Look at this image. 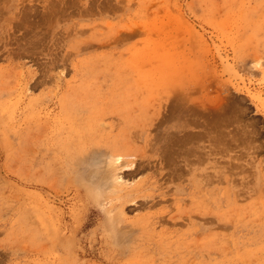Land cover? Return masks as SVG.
<instances>
[{"label":"rangeland","instance_id":"rangeland-1","mask_svg":"<svg viewBox=\"0 0 264 264\" xmlns=\"http://www.w3.org/2000/svg\"><path fill=\"white\" fill-rule=\"evenodd\" d=\"M0 264H264V0H0Z\"/></svg>","mask_w":264,"mask_h":264},{"label":"bare ground","instance_id":"bare-ground-1","mask_svg":"<svg viewBox=\"0 0 264 264\" xmlns=\"http://www.w3.org/2000/svg\"><path fill=\"white\" fill-rule=\"evenodd\" d=\"M178 98V97H177ZM162 123V122H161ZM173 136V135H172ZM107 150V154L110 157V159L112 160L111 162H114V160H116L118 162V164L116 165L115 168L117 169H125L124 170V174L126 173V175L129 176H134L136 174V172L138 171L137 165L135 167H133L134 165V161L129 160L127 158L131 157V156H138V150L136 147H134L132 144L129 143H124L122 142H115L110 146L106 147ZM105 150V151H106ZM141 150V149H140ZM141 152V151H140ZM144 152V151H142ZM191 153V152H190ZM140 154V153H139ZM135 158V157H132ZM140 164H138L139 166ZM125 167V168H124ZM113 169H109L106 172V178H110L113 176ZM120 175V174H119ZM126 177V176H125ZM143 203V202H142Z\"/></svg>","mask_w":264,"mask_h":264}]
</instances>
